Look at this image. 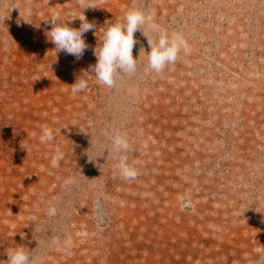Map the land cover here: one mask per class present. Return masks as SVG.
Masks as SVG:
<instances>
[{"label":"rangeland","instance_id":"374dc122","mask_svg":"<svg viewBox=\"0 0 264 264\" xmlns=\"http://www.w3.org/2000/svg\"><path fill=\"white\" fill-rule=\"evenodd\" d=\"M132 7L188 51L161 73L142 54L108 88L91 74L94 32ZM83 11L90 47L56 53L53 13L79 28L67 20ZM135 36L138 58L150 48ZM44 125L63 129L41 143ZM20 246L39 264H264V0H0V264Z\"/></svg>","mask_w":264,"mask_h":264},{"label":"clouds","instance_id":"9594fccd","mask_svg":"<svg viewBox=\"0 0 264 264\" xmlns=\"http://www.w3.org/2000/svg\"><path fill=\"white\" fill-rule=\"evenodd\" d=\"M98 8L92 3H88L86 8ZM79 19V28L69 26L66 21L60 20L59 13H53L50 21L51 30L46 33L50 42L55 45V52H66L81 58L87 48L84 34L96 29L94 22H90L84 14H70L72 21ZM99 29H103L102 36L96 35ZM137 31H141L147 39L150 51H146L141 45L138 58L133 56V49L138 43L135 36ZM94 35L98 37V43L94 48L96 63L90 65L91 74L96 78V82L108 88H114L121 74L132 75L137 71L138 61L143 54L147 58L146 70L161 73L167 66L175 64L179 59L181 50L187 52L188 44L182 33L178 31L169 32L162 28L154 20V14L137 7L127 10L121 19L116 21H106L104 26L98 28ZM89 73V72H87ZM88 87L87 80L80 76L71 85V92L76 95ZM65 126L64 128H67ZM61 129H53L48 125L42 126V134L39 139L41 143H48L57 139L56 133ZM112 147L120 153L118 168L121 176L125 180H133L139 175L135 162L129 163L126 153L130 150V142L126 133L114 130L109 135ZM64 158V153L57 148L55 155L51 159L53 167H59L60 161ZM70 182V181H69ZM48 214L55 215L56 208L51 207ZM7 264H39L36 257L24 246L11 249L8 253Z\"/></svg>","mask_w":264,"mask_h":264}]
</instances>
